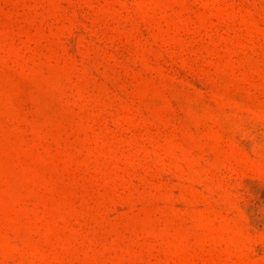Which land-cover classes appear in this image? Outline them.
<instances>
[{
  "label": "rangeland",
  "instance_id": "rangeland-1",
  "mask_svg": "<svg viewBox=\"0 0 264 264\" xmlns=\"http://www.w3.org/2000/svg\"><path fill=\"white\" fill-rule=\"evenodd\" d=\"M0 264H264V0H0Z\"/></svg>",
  "mask_w": 264,
  "mask_h": 264
}]
</instances>
